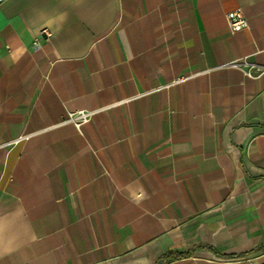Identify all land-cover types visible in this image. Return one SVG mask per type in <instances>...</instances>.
<instances>
[{"label": "crops", "instance_id": "obj_1", "mask_svg": "<svg viewBox=\"0 0 264 264\" xmlns=\"http://www.w3.org/2000/svg\"><path fill=\"white\" fill-rule=\"evenodd\" d=\"M242 58L264 66V0H0V264H264Z\"/></svg>", "mask_w": 264, "mask_h": 264}, {"label": "built area", "instance_id": "obj_2", "mask_svg": "<svg viewBox=\"0 0 264 264\" xmlns=\"http://www.w3.org/2000/svg\"><path fill=\"white\" fill-rule=\"evenodd\" d=\"M227 21H228L229 29L233 33L239 32V31H242L245 29L249 30L251 28L250 23H249L247 17L242 12V10H236V11L230 12L227 15ZM41 35L44 38L48 39V38H50L51 33L48 30H43L41 32ZM41 47H42L41 40L36 39L33 43V48L35 50H39V49H41ZM223 67H232V68L238 69L246 77L253 78V79H257L261 75L264 74V66L258 65L254 62H251L248 58H242L241 60L235 61V62L229 64L228 66H223ZM187 79H189L188 76H181L178 79H176L175 81H173L171 84L165 86L164 88H168L170 86L176 85L178 83L186 81ZM149 93H151V92L140 94L138 96H135L133 98H129L126 100H121V101L116 102L114 104H111L109 106H105V107L98 108L95 110H80V111H76V112L67 111L65 118L62 120V122L59 125L72 124L78 130H81L95 116H97L103 112H106V111H108L114 107L124 105V104L134 100L135 98L147 95ZM29 137H30V135L21 136V137L17 138L16 140H14L12 142V144L13 145L19 144V143L27 140Z\"/></svg>", "mask_w": 264, "mask_h": 264}]
</instances>
